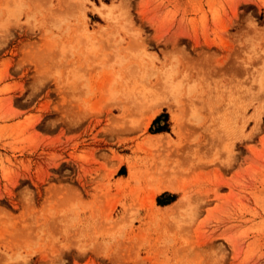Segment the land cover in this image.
<instances>
[{
    "label": "rangeland",
    "instance_id": "374dc122",
    "mask_svg": "<svg viewBox=\"0 0 264 264\" xmlns=\"http://www.w3.org/2000/svg\"><path fill=\"white\" fill-rule=\"evenodd\" d=\"M10 1L0 264H264V0Z\"/></svg>",
    "mask_w": 264,
    "mask_h": 264
},
{
    "label": "bare ground",
    "instance_id": "6f19581e",
    "mask_svg": "<svg viewBox=\"0 0 264 264\" xmlns=\"http://www.w3.org/2000/svg\"><path fill=\"white\" fill-rule=\"evenodd\" d=\"M10 2L11 3H13V2L19 3L20 2V4H21V2H23V0H12ZM17 7H19L18 4H17ZM96 8H97V6H96ZM98 10H99L98 13H101L102 15H104L103 17H105L106 19L107 18L111 19L112 16H113V13H114L113 12V5L104 4L102 8H101V6L100 7L98 6L97 11ZM118 47H115V52H114L115 55H116V56L115 55L114 56L117 57V59H118V62L116 61L115 63L116 64L119 63V65L122 66V65H124L126 63L128 58L126 57L127 58L126 59L123 56L121 57L122 54H119V52H118V51H121V49L119 50ZM116 48H117L118 51H116ZM130 51H131V53H133L132 50H130ZM116 52H118V54H116ZM137 52H138L139 56H137V57L135 56L134 59L138 58L140 60L139 61V63H140L143 60L142 57L143 56L144 57L147 56L148 53H147V51H144V52H141V55H140L139 51H137ZM132 55H134V53ZM115 60H116V58H115ZM143 62H142V64H143ZM115 63H114V65H115ZM131 66H132V64L130 65V67ZM152 66L150 67L151 68L150 71L145 69L144 73L149 72V74L151 73L153 75H156L158 77L157 84L154 85L153 88L146 87L145 91H142V92L144 93L145 96H147V97L152 96L151 98H153L154 100L156 99L155 100L156 106H154V107H156V109H155L154 112H155V114H157L160 111L161 107L164 105V100L163 99H159L161 97L160 95H162V94H170V97L173 96L174 98L178 99V98H181L183 94H187V95L190 94L193 91L194 86L188 80H186L185 76L181 75L180 72L177 71L174 67H167V69L160 68V70H158L157 67L153 68ZM127 67H129V65ZM176 99H174V101ZM154 100L151 99V101H154ZM155 102H153V104ZM176 102H177V100H176ZM172 115H173V112H172ZM174 117H175V114H174ZM164 180H166V179H164ZM155 187H156V184H155ZM182 189L183 188L180 187V185L176 184L175 180H171L170 179V180H166L165 182L162 181V183L158 187H156V189L154 190V195H157V194H159L161 192H164V191H170V192L179 193L180 191H182ZM185 202H186V195H183L181 197V199H179L174 204L167 206L166 208L170 209V210L173 209V212H172V214H173L174 210H179L180 211L182 209L181 206ZM174 214H176V212Z\"/></svg>",
    "mask_w": 264,
    "mask_h": 264
}]
</instances>
